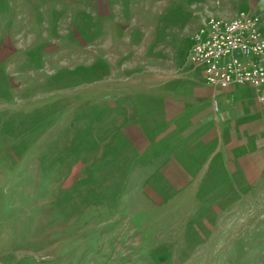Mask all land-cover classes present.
Segmentation results:
<instances>
[{
    "label": "rangeland",
    "instance_id": "obj_1",
    "mask_svg": "<svg viewBox=\"0 0 264 264\" xmlns=\"http://www.w3.org/2000/svg\"><path fill=\"white\" fill-rule=\"evenodd\" d=\"M242 11L264 0H0V264H264V149L238 192L163 202L135 146L201 82L198 26Z\"/></svg>",
    "mask_w": 264,
    "mask_h": 264
},
{
    "label": "crops",
    "instance_id": "obj_2",
    "mask_svg": "<svg viewBox=\"0 0 264 264\" xmlns=\"http://www.w3.org/2000/svg\"><path fill=\"white\" fill-rule=\"evenodd\" d=\"M194 67L202 78L191 84L189 95H168L158 101L162 105L154 121H161L162 129L154 121L152 129L149 119L139 114V146L136 142L135 146L141 162L139 189L143 196L158 197L163 202L182 197H223L228 183L238 192V182L247 180L243 176L255 181L254 177L262 173L255 158L257 151L264 149V105L250 85L215 88L206 83L202 69ZM97 172L94 169L93 173ZM122 181L120 192L126 183Z\"/></svg>",
    "mask_w": 264,
    "mask_h": 264
},
{
    "label": "built area",
    "instance_id": "obj_3",
    "mask_svg": "<svg viewBox=\"0 0 264 264\" xmlns=\"http://www.w3.org/2000/svg\"><path fill=\"white\" fill-rule=\"evenodd\" d=\"M190 61L202 69L206 83L228 89L248 84L264 104V18L242 11L228 20L210 17L198 26ZM215 107L218 109L217 102Z\"/></svg>",
    "mask_w": 264,
    "mask_h": 264
}]
</instances>
